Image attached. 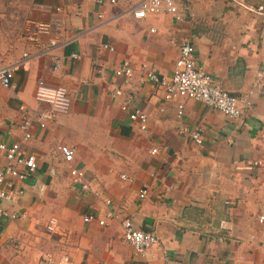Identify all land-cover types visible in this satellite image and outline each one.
I'll return each instance as SVG.
<instances>
[{"label":"crops","instance_id":"1","mask_svg":"<svg viewBox=\"0 0 264 264\" xmlns=\"http://www.w3.org/2000/svg\"><path fill=\"white\" fill-rule=\"evenodd\" d=\"M143 1L0 0V66L29 55L12 86L0 84V144L19 141L37 164L26 179L1 185L18 194L1 204L0 264L62 255L74 264H264V0H183L179 20L136 18ZM54 18L62 28L40 39L59 45L42 54L28 37ZM185 41L223 90L250 94L240 119L192 99H167L147 80L149 73L173 76ZM125 61L131 78L117 74ZM40 81L67 87L71 106L23 140V116L35 122L49 109L35 96ZM124 105L148 115L145 130ZM63 145L76 151L72 164ZM6 163L0 150V174ZM73 168L83 173L80 182ZM110 211L119 217L107 226L85 221ZM126 217L157 237L146 257L124 240Z\"/></svg>","mask_w":264,"mask_h":264},{"label":"built area","instance_id":"2","mask_svg":"<svg viewBox=\"0 0 264 264\" xmlns=\"http://www.w3.org/2000/svg\"><path fill=\"white\" fill-rule=\"evenodd\" d=\"M183 0H144L139 8L134 11L136 18L142 19L148 15H171L175 20L181 19L180 3ZM98 3H102V0H96ZM55 11L59 13L60 8H56ZM62 19L54 18L49 24H39L37 29L29 35V41L38 44L41 47L42 54H49L51 51L57 48L58 41L52 39L47 43H43L40 39L42 34L49 33L51 27H55L58 30L62 28ZM113 50V48H111ZM196 51L190 42H182L180 44V57L176 63L173 76L171 78L158 77L155 73L147 74V80L150 83H154L162 86L165 89V95L167 99L187 98L192 99L214 108L231 119H240L246 108L251 106L250 94L244 97H237L229 94V92L223 90L218 81L212 74L206 72L200 68L196 61ZM75 59L79 58V55L74 54ZM29 58L28 54H24L22 58L16 60L13 64L0 66V84L4 88H10L13 84V79L16 73L20 70V67ZM118 75L131 78L133 76V67L129 61H125L121 67L117 70ZM264 74L260 73L259 76ZM144 80V79H143ZM120 94V93H119ZM69 89L64 86L50 87L45 81H40L38 84L36 99L39 103L49 105V109L44 110L35 117V122L27 115L23 116L20 124V130L22 132V139L29 140L32 138V131L37 126L45 128L50 121H54L60 115L69 111L71 106ZM26 107H22L25 112ZM123 110L128 111L129 118L140 124V128L145 130L147 128L148 115L137 108H132L129 105H124ZM179 115H183V106H180ZM192 138L196 144L202 145L203 139L200 131L192 133ZM264 143V139H263ZM0 150L5 153L7 163L3 172L0 174V215L4 210L1 204L4 200L13 201L18 194V191L12 189L10 191H4L1 188L3 182L8 178L24 180L31 174L36 172L37 164L34 156L28 155L22 148L19 141L11 144L1 143ZM64 160L72 164L75 158V149L63 145L59 148ZM260 164V163H259ZM72 176L75 178V182H80L83 177V173L76 168L71 171ZM123 179H127L126 176H122ZM20 193V192H19ZM148 191L143 189L139 193L141 199L147 196ZM110 204V202H108ZM119 217V214L115 211L107 213L106 219H95V217H86V222L96 220L100 226H107L108 220H113ZM260 223L264 222V216L259 218ZM58 227V219L52 218L48 225V230L54 232ZM124 240L131 245L135 253L139 257H146L150 248L157 244V237L148 232H144L138 229L131 218H124L122 220ZM42 264H74L73 259L69 255H62L60 257H48L45 258Z\"/></svg>","mask_w":264,"mask_h":264}]
</instances>
